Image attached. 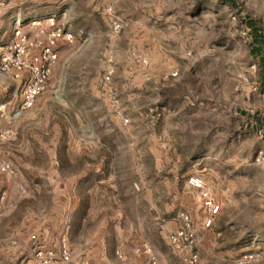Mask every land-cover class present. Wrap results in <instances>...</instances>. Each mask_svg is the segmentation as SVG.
<instances>
[{"label":"rangeland","instance_id":"1","mask_svg":"<svg viewBox=\"0 0 264 264\" xmlns=\"http://www.w3.org/2000/svg\"><path fill=\"white\" fill-rule=\"evenodd\" d=\"M250 22L264 34V0H0V45L18 26L74 32L0 146L14 169L0 171V264L64 237L75 263L146 264L148 245L158 264H189L170 242L185 217L200 264H264V45ZM23 84L0 72V105ZM192 176L220 206L209 228Z\"/></svg>","mask_w":264,"mask_h":264},{"label":"built area","instance_id":"2","mask_svg":"<svg viewBox=\"0 0 264 264\" xmlns=\"http://www.w3.org/2000/svg\"><path fill=\"white\" fill-rule=\"evenodd\" d=\"M111 30L115 35L121 32L122 24L119 19L112 21ZM14 33L10 46L0 45V72L3 75H12L16 80H24V84L21 99L13 108L10 109L6 104L0 105V146L17 137V131L10 122L17 121L31 110L47 90L51 69L58 59L57 47L59 43L74 41V32L59 27L53 28L43 39L30 38L22 32L19 26ZM110 75L105 77L106 82L110 81ZM125 123H128V120H125ZM255 163L264 169V151H259ZM0 171L8 175L14 174V169L8 162L1 163ZM188 185L200 193L202 207L207 214L204 226L211 227L214 218L220 212V206L205 189L204 182L200 177H189ZM184 222L185 227L172 235L170 242L175 247L190 252L188 255L189 264H200L199 256L193 251L195 236L190 231L187 217L184 218ZM31 240L37 242V237L32 235ZM138 251L145 255L146 264H158L150 246L144 245ZM33 255H35L34 261H31L30 264H80L73 262L71 248L65 237L60 241L58 252L36 247ZM251 260H253L252 255H245L239 264H246Z\"/></svg>","mask_w":264,"mask_h":264},{"label":"trees","instance_id":"3","mask_svg":"<svg viewBox=\"0 0 264 264\" xmlns=\"http://www.w3.org/2000/svg\"><path fill=\"white\" fill-rule=\"evenodd\" d=\"M253 22H250L249 25L251 26L252 30L254 31V42H255V50L256 52H260L261 48L264 45V34H262L257 27L253 26Z\"/></svg>","mask_w":264,"mask_h":264},{"label":"crops","instance_id":"4","mask_svg":"<svg viewBox=\"0 0 264 264\" xmlns=\"http://www.w3.org/2000/svg\"><path fill=\"white\" fill-rule=\"evenodd\" d=\"M261 90H262L261 92L263 94L262 96L264 97V86L262 87ZM253 118L255 119L256 126L259 127V128H261V130L259 131V133H260L261 138H262V141H263V144H262V147H263L264 146V114L261 115V111H260V112L256 113V115Z\"/></svg>","mask_w":264,"mask_h":264}]
</instances>
